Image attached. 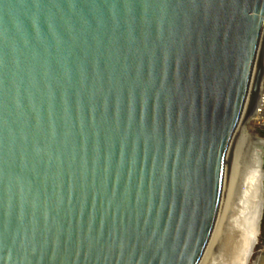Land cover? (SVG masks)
<instances>
[{
  "label": "water",
  "instance_id": "obj_1",
  "mask_svg": "<svg viewBox=\"0 0 264 264\" xmlns=\"http://www.w3.org/2000/svg\"><path fill=\"white\" fill-rule=\"evenodd\" d=\"M263 48L264 0H0V264H201Z\"/></svg>",
  "mask_w": 264,
  "mask_h": 264
},
{
  "label": "rangeland",
  "instance_id": "obj_2",
  "mask_svg": "<svg viewBox=\"0 0 264 264\" xmlns=\"http://www.w3.org/2000/svg\"><path fill=\"white\" fill-rule=\"evenodd\" d=\"M253 117L249 118L247 126L256 136L258 141L252 143L251 139L244 138L237 144L236 149L232 146L233 148L230 150L232 151L229 154L230 170L228 172L225 189L226 193H224V201L217 222L216 233L218 234L212 242V249L215 250L216 248L217 250H215V252L217 253H219L218 250H220L221 246L225 243V238H220L224 227L225 229L228 228L229 230H235V227H239L240 215L251 213L250 211L253 208L254 203V191L256 190L258 179L260 177L256 169L259 165L263 166L264 169V126L256 125L250 120ZM232 212L237 213L229 225L226 223V218L227 215ZM217 236L219 237L217 238ZM258 261H260V264H264V212L261 221L260 234L258 235V242L254 248L253 255L250 258V264H256Z\"/></svg>",
  "mask_w": 264,
  "mask_h": 264
},
{
  "label": "bare ground",
  "instance_id": "obj_3",
  "mask_svg": "<svg viewBox=\"0 0 264 264\" xmlns=\"http://www.w3.org/2000/svg\"><path fill=\"white\" fill-rule=\"evenodd\" d=\"M262 65H263V75L261 79L263 80L264 79V48H263V64ZM260 84H261V81H260ZM262 95H264V93H262ZM249 108L244 116L242 123L237 129V133L233 139L231 148L234 147V149H236L237 144L244 138L251 139L252 143H255L258 141L256 136L253 134L252 131H250L249 127L247 126V122L250 117H253V116L257 117L255 110L251 114L249 112ZM260 158H261V155H260ZM241 169H242V166H241ZM256 170L260 177L258 179V183L256 182L257 187H256V190L254 191L255 194L253 195V199H254L253 208L250 211L251 213H249L251 215H252V210L254 209V207H258L256 205L261 201V189H262L263 177H264L263 166L259 165ZM237 212H232L227 215V218H226L227 224L229 225L231 224ZM241 215H240L241 218L239 221L240 224L238 223L239 227H235V230H232V229L229 230L228 228L225 229L224 227L220 238L222 237H223L222 239L225 238L224 239L225 243L221 246V249L218 250L219 253L215 252V250H217L216 248L215 250L212 249L213 247L212 242L214 241L213 239H215L216 235L218 234L216 233V230H217V226H216V230L214 232L213 238L211 240V243L207 249L206 255L203 261L201 262V264H250V256H251L250 254H251V250L253 246V238L258 233L257 223L255 222L254 224H249V222H246L247 221L246 215L248 214L246 213V215L245 214H243L242 216ZM218 237L219 236H217V238ZM256 264H260V261H258Z\"/></svg>",
  "mask_w": 264,
  "mask_h": 264
},
{
  "label": "built area",
  "instance_id": "obj_4",
  "mask_svg": "<svg viewBox=\"0 0 264 264\" xmlns=\"http://www.w3.org/2000/svg\"><path fill=\"white\" fill-rule=\"evenodd\" d=\"M260 89L258 92V95L256 97V100L254 102L253 108L251 109V114L255 110L256 116L253 117L250 120H252L256 125L264 126V79L261 81Z\"/></svg>",
  "mask_w": 264,
  "mask_h": 264
}]
</instances>
